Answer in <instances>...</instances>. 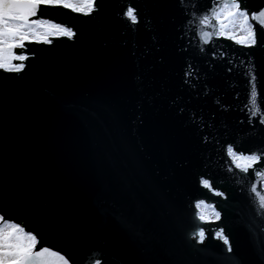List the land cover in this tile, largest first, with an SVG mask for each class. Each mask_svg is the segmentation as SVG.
<instances>
[{
  "label": "water",
  "instance_id": "95a60500",
  "mask_svg": "<svg viewBox=\"0 0 264 264\" xmlns=\"http://www.w3.org/2000/svg\"><path fill=\"white\" fill-rule=\"evenodd\" d=\"M215 3L96 0L87 16L44 7V19L74 36L25 41L14 49L25 68L0 69V215L70 264H264V211L251 190L264 194V167L243 173L226 151L264 150L245 55L264 105V47L203 43L215 21L199 19ZM129 5L136 24L122 16ZM188 65L198 79L185 81ZM201 175L225 195L203 188ZM198 199L221 218L201 221ZM201 228L206 239L196 243Z\"/></svg>",
  "mask_w": 264,
  "mask_h": 264
},
{
  "label": "snow or ice",
  "instance_id": "6c2138e0",
  "mask_svg": "<svg viewBox=\"0 0 264 264\" xmlns=\"http://www.w3.org/2000/svg\"><path fill=\"white\" fill-rule=\"evenodd\" d=\"M44 7H62L73 13L87 16L96 10L97 4L96 0H0V69L19 73L25 68L23 61L26 56L23 52L14 51V49H23L25 41H42L47 44L50 43L49 36L69 38L74 36L72 28L65 27L62 23H53L51 19H44ZM181 7H184L182 3ZM197 8H199L198 3ZM122 16L131 24L139 21L138 10L131 5L122 9ZM210 18L215 21L214 31L201 35L200 39L203 43H208L206 37L216 36L232 40L235 44L248 49L264 47V31H261L264 29V5L258 9H249L247 0H218V3L206 7V14L199 19V24L206 26ZM250 21H258L259 27ZM245 55L248 56L249 61L248 75L250 78L247 83L250 86L248 98L252 103L251 112L255 116L259 110L262 113L260 123L264 124V105L258 106V101L255 99L258 97V90L255 84L254 64L251 56L248 53ZM13 60L20 61V63H13ZM187 67L188 70L183 73L185 81L198 79L194 76L197 70L191 65ZM193 116L195 120L201 119L198 115L193 114ZM249 122H252L251 118ZM226 151L235 169L249 175H261L259 170L252 172L250 170L264 167V150H240L235 145L229 144ZM199 184L212 191L214 195H225L204 175L200 176ZM251 190L256 193L259 208L264 211V194L257 192L255 184L251 185ZM201 205H205V200L195 201L198 209ZM206 207L211 208V205L208 204ZM197 215L201 221L221 218V213L215 209L207 215L203 212H198ZM214 235L223 241L224 245H230V238L225 233L217 230ZM195 236L196 243L205 241V229H198ZM38 242L43 243L39 233L27 228L15 218L0 215V264H70L71 257H68L67 253L62 254L61 250L54 249L53 246L38 247ZM92 264H104V262L102 258H95Z\"/></svg>",
  "mask_w": 264,
  "mask_h": 264
},
{
  "label": "rangeland",
  "instance_id": "374dc122",
  "mask_svg": "<svg viewBox=\"0 0 264 264\" xmlns=\"http://www.w3.org/2000/svg\"><path fill=\"white\" fill-rule=\"evenodd\" d=\"M206 205L208 204L201 205L200 208L198 209V212H203L205 215L209 214L213 208L212 207L207 208Z\"/></svg>",
  "mask_w": 264,
  "mask_h": 264
}]
</instances>
